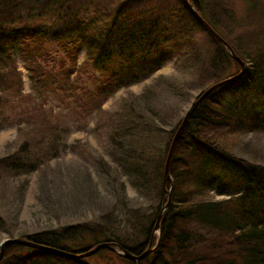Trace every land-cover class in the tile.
<instances>
[{"label": "trees", "instance_id": "trees-1", "mask_svg": "<svg viewBox=\"0 0 264 264\" xmlns=\"http://www.w3.org/2000/svg\"><path fill=\"white\" fill-rule=\"evenodd\" d=\"M188 1L217 31L216 24L229 12L228 0ZM248 1L249 8L256 7V0ZM215 11L220 16L214 18ZM198 25L203 26L184 0H0V128L11 115L7 108L18 106L12 119L23 122L20 144L0 156V174L28 173L41 157L57 155V139L69 125L59 116H48L42 105L47 96L52 93L78 112L99 109L116 88L146 78L173 54L189 49L198 58L193 28ZM261 29L248 38L246 47L227 39L245 61L243 72L227 47L206 29L217 47L198 64L209 81L200 83L199 92L234 77L212 88L178 133L169 165L170 203L157 233L154 225L167 199L164 189L170 187L169 179L165 188L162 185L164 162L182 117L159 145L155 135L163 113L141 94L109 113L108 153L136 191L156 202L153 209L147 212L120 198L96 219L20 234L69 254L14 242L5 246L0 264H91V254H78L102 241L116 242L135 254L151 242L138 264H264V163L236 154L237 144L219 133L264 131ZM84 46L88 54L78 64ZM18 56L28 68L34 92L22 90ZM85 67L99 72L93 76L98 80L94 86H79L72 78L73 71ZM24 100L41 106H20ZM91 159L103 161L102 156ZM210 191L226 196L212 198ZM129 225L135 230H127ZM103 251L137 264L106 246L94 253Z\"/></svg>", "mask_w": 264, "mask_h": 264}, {"label": "rangeland", "instance_id": "rangeland-1", "mask_svg": "<svg viewBox=\"0 0 264 264\" xmlns=\"http://www.w3.org/2000/svg\"><path fill=\"white\" fill-rule=\"evenodd\" d=\"M248 4V0H228L229 12L225 13L223 21L216 24L222 36L234 46L240 41L246 47L248 38L254 33L258 35L264 28V0H256L255 8H249ZM217 16L220 15L215 11L214 18ZM211 20L213 22L215 19ZM193 28L198 58L189 49L186 54L182 51L173 54L146 78L116 88L103 100L99 109H80L78 112L68 104L64 106L59 103L63 101L52 93L46 97L42 105L47 107L48 116L52 119H58L59 116L60 122H67L69 127L57 139V155L41 157L37 167L28 173L0 174V215L3 217L0 241L36 230L96 219L120 198L147 209V212L153 209L156 202L140 195L129 182L128 176L121 171L120 165L110 157L106 119L109 113L122 106V102H133L141 94V97L148 96L150 102L163 113L158 118V133L155 135L159 145L163 142V134L167 135V129L173 128L202 89L200 83H204L205 75L198 64L202 59L207 60L217 47L202 25ZM53 46L62 53L59 46ZM87 54V47H82L78 52V64L86 60ZM17 59L18 67L22 70V90L33 91L24 60L20 56ZM98 74V71H88L87 68L76 69L72 72V78L79 86H94L98 80L94 81L93 76ZM100 75L105 76V72ZM205 82L209 83L208 80ZM15 102L16 99L12 103ZM33 103L41 106L40 102L38 105L31 100L20 102V106ZM17 109L18 106L6 110L11 115L0 128V156L21 142L19 126L23 122L17 123L12 119ZM219 133L227 142L237 144L234 150L236 154L264 163V131ZM93 156H102V163L96 164L91 159ZM209 196L220 198L226 194L210 191ZM117 205L121 206L122 201ZM128 229L132 232L135 227L131 229L129 225ZM154 232L157 233V230ZM87 260L91 264H126L116 254L107 251L91 253Z\"/></svg>", "mask_w": 264, "mask_h": 264}, {"label": "water", "instance_id": "water-1", "mask_svg": "<svg viewBox=\"0 0 264 264\" xmlns=\"http://www.w3.org/2000/svg\"><path fill=\"white\" fill-rule=\"evenodd\" d=\"M184 1L186 2L187 6L190 8V10L194 13V15L198 18V20L203 24L204 28L207 29L211 34H213L219 41H221L227 47L231 56L234 57L241 64V66H242L241 72H243L244 68H245V61L235 52V50L232 48L231 44L217 30H215L212 27V25L195 9V7L192 5V3H190L188 0H184ZM241 72L238 73L236 76L240 75ZM232 77H234V76H232ZM232 77L223 78L221 80L213 82L212 84H209L201 92L196 94V96L193 98V100L189 104V107L183 113L182 118H181V122H180L178 128L176 129V132L172 138V141H171V144L169 146V150L167 152V156H166V159L164 162L162 185L165 188L166 181H167V179H169L170 180V187L168 189L167 188L164 189V192L167 193V199L162 204V206L158 212L157 219H156V222L154 225V231L157 230V232H158V230H159V219H160L164 209L170 203V193H171L172 180H171V175L169 172V165H170L171 155H172L175 143H176V139H177V136H178V133H179L181 127L184 125L188 115L193 111V109L198 105V103L207 95V93L212 88H214L216 85H218L221 82L228 80ZM14 242L23 243V244L31 245V246H36L39 248H46L48 250L58 252V253H62V254H69V252H66L62 249L56 248L54 246H47L44 244L36 243L33 240L28 239L26 237L13 236V237H6L0 241V259L3 256L5 246L8 243H14ZM150 245H151V242H150L149 246L143 252H141L139 254H135V253H132L130 250H127L125 247H122L120 244H118L116 242L114 244H112L109 241H102V242L97 243L95 246L88 248L87 250H85L84 252H82L78 255H89V254L95 252L98 248L106 246V247L112 248L113 250L119 252L123 256L129 257L131 259H135L137 261V264H138V261L140 260V258L143 257L144 254L150 249Z\"/></svg>", "mask_w": 264, "mask_h": 264}]
</instances>
